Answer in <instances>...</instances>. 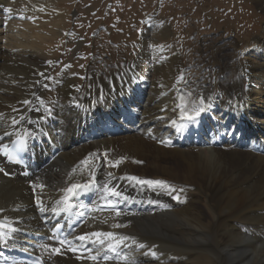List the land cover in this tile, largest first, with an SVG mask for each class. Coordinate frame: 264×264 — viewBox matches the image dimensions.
<instances>
[{
    "label": "bare ground",
    "instance_id": "bare-ground-1",
    "mask_svg": "<svg viewBox=\"0 0 264 264\" xmlns=\"http://www.w3.org/2000/svg\"><path fill=\"white\" fill-rule=\"evenodd\" d=\"M256 2L264 10V0ZM69 20L59 0H0V148L25 131L35 140L29 178L0 158L8 173L0 172V221L17 229L7 243L0 241V261L10 244L24 239L46 264H95L64 250L52 257L54 244L25 237L49 233L64 189L94 174L99 192L88 206V222L70 237L76 247L82 243L76 235L113 232L147 246L128 242L122 250L135 264H255L253 241L240 235L242 228L264 234V35L239 52L218 41V59L206 47L208 68L194 80L177 47L153 41L155 34L169 33V25L157 18L142 38L138 61L118 69L111 61L103 70L93 67L80 86L67 66L51 74L71 37ZM154 55L160 66L151 60ZM52 93L56 98L50 100ZM181 96L197 104L203 99L206 111L195 122L181 118ZM117 160L118 166H110ZM130 176L170 187L137 185L126 179ZM104 185L115 187L121 198L102 199ZM109 200L115 209L107 206ZM98 207L113 211L101 213ZM87 247L95 254L100 246ZM102 264L126 262L114 258Z\"/></svg>",
    "mask_w": 264,
    "mask_h": 264
},
{
    "label": "rangeland",
    "instance_id": "rangeland-1",
    "mask_svg": "<svg viewBox=\"0 0 264 264\" xmlns=\"http://www.w3.org/2000/svg\"><path fill=\"white\" fill-rule=\"evenodd\" d=\"M59 5L70 13L71 37L51 74L58 76L70 64L68 70L80 86L86 84L87 72L93 67L103 70L111 61L110 67L118 69L138 61L142 38L157 18L169 25V33L159 32L153 41L177 47L194 80L208 68L206 47L218 59V41L232 43L229 46L239 52L264 35V10L256 0H59ZM151 60L160 61L156 55ZM162 80L165 87L167 81ZM50 95V100L56 98L55 93ZM202 205L208 207L206 198ZM247 229L242 228L240 236H250L254 244L249 251L258 257L255 264H264V234Z\"/></svg>",
    "mask_w": 264,
    "mask_h": 264
},
{
    "label": "snow or ice",
    "instance_id": "snow-or-ice-1",
    "mask_svg": "<svg viewBox=\"0 0 264 264\" xmlns=\"http://www.w3.org/2000/svg\"><path fill=\"white\" fill-rule=\"evenodd\" d=\"M178 99L180 101L178 107L180 108V111H181V118L184 120H187L189 122H195L201 116V114H203L206 111L204 107V101L202 98L198 104L186 101L183 96L179 97ZM23 103L28 104L30 103V101L25 100L23 101ZM0 116H2V114H0ZM11 123L15 125L18 123V121L16 119H13ZM5 135H11V134L6 132ZM28 135L31 136L32 133H28ZM15 144H16V147L11 150L7 148V145H4L3 154L11 162L20 163L22 161L19 160L18 157L24 149L25 137L23 135H18L15 141ZM82 163H87V161H84ZM120 163L121 161L119 160L115 162H110V166L116 167ZM0 172H3L5 175H8V173L5 172L4 168H0ZM111 175L112 174L109 173V176ZM126 179H128L129 181H134L137 185H141V186L148 185L153 188L159 187L163 189H169L170 187L165 181H161V180H141L134 176L126 177ZM33 187L35 188L36 186L34 185ZM39 187L43 188V185H40ZM102 187L105 193V196L101 197L102 199H107L108 197H115L117 199L121 198L122 193L116 190L115 187L109 188L107 187V185H104ZM93 188H96L94 174L90 176L89 181L83 184L72 183L69 187L64 189L67 195L64 197L62 201H57L58 208L53 209V211L54 212H64V213L71 211L75 207V205L71 203L72 198L77 197L81 191H90ZM181 191L183 190L181 189ZM178 198L179 197H177V199ZM37 204L39 206V211L41 213L45 212L46 209L43 206V202L37 199ZM107 206L115 209V203L111 200L108 201ZM120 215L121 213L119 211H116V216H120ZM123 226L124 225H121V224L113 225V227H116V228L123 227ZM16 231L17 229L14 226H12L10 223H5L3 221H0V241L7 243L9 239V233H15ZM74 239L76 241L82 242L81 248H83V252L80 255H77L76 259L80 260L82 258H87L88 260L95 262V264H102V262L108 261L114 258H119L120 260L125 261L126 264H135L134 261L129 260V257L126 254H122V250L124 248L129 247L128 242H130L132 246H135L138 249H144L147 247L143 243H138L137 240L133 237H130L127 235H118L113 232L93 231V232L85 233L82 235H76ZM88 243L97 244L100 246L97 248L95 254H93L92 250L87 247ZM58 244L61 247L52 248L51 249L52 254H60L62 247H66L67 251H70L73 253H77L81 251V248L73 246L72 241L68 240L67 238L59 239ZM42 247L47 249L48 245H43ZM109 253H111V255ZM149 253L153 257L157 256V253L155 251L149 250Z\"/></svg>",
    "mask_w": 264,
    "mask_h": 264
}]
</instances>
